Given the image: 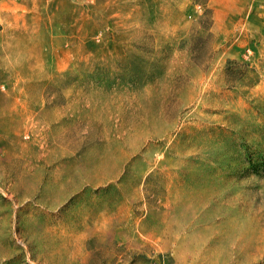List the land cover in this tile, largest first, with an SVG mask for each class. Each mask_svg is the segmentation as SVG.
I'll return each instance as SVG.
<instances>
[{"label": "rangeland", "instance_id": "rangeland-1", "mask_svg": "<svg viewBox=\"0 0 264 264\" xmlns=\"http://www.w3.org/2000/svg\"><path fill=\"white\" fill-rule=\"evenodd\" d=\"M0 264H264V0H0Z\"/></svg>", "mask_w": 264, "mask_h": 264}]
</instances>
